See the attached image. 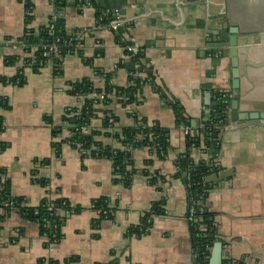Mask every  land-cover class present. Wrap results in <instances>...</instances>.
Segmentation results:
<instances>
[{"label": "crops", "instance_id": "obj_1", "mask_svg": "<svg viewBox=\"0 0 264 264\" xmlns=\"http://www.w3.org/2000/svg\"><path fill=\"white\" fill-rule=\"evenodd\" d=\"M55 1L32 0L33 21L28 23L24 0H0V79H24L23 86L0 81V98L10 107L0 104V168L8 171L13 196L26 199L29 207L62 197L81 211L68 218L61 242L51 247L38 223L14 210L4 214L0 264H199L187 176L177 177V161L187 151L188 136L163 94L185 109L193 121L192 135L203 129L211 119L206 112H211L216 93L232 91L229 38L230 29L238 27L240 107L243 112L264 111V11L252 14L243 4L247 0H103L106 12L123 21L128 41L145 54L156 76V86H146L137 104L124 107L115 102L109 112L120 128L135 126L137 117L159 124L170 137L163 160L148 148L133 154L136 169L144 170L152 161L151 173L164 180L152 185V178L137 175L127 189L114 182L111 161L84 158L68 143L60 154L54 148L56 131L61 132L59 141L70 137L66 114L77 105L68 95L70 83L89 79L102 86L97 75L102 71L116 72V87L131 85L128 72L118 70L128 61L127 54L117 35L102 28L96 9L77 7L71 0L58 10ZM259 1L264 10V1ZM56 15L64 17L68 33L87 29L91 35L80 51L64 60L61 74L52 66L35 71L28 65L25 32L48 26ZM218 131L215 157L193 152L196 160L203 157L218 167L212 175L228 174L212 187L206 182V208L225 244L227 264H264V122L232 123L225 132ZM101 198L110 200L114 218L96 226L100 214L94 203ZM159 202L164 212L153 217L149 232L129 238V230Z\"/></svg>", "mask_w": 264, "mask_h": 264}, {"label": "trees", "instance_id": "obj_2", "mask_svg": "<svg viewBox=\"0 0 264 264\" xmlns=\"http://www.w3.org/2000/svg\"><path fill=\"white\" fill-rule=\"evenodd\" d=\"M71 0H56L55 6L58 10H64ZM78 7H93L97 11V18L101 21V25H110L115 20L114 16L108 14L103 7V0H74ZM26 4V13H33L34 5L32 0H24ZM28 23L33 21L32 15H27ZM51 18L48 26L35 30L28 28L24 36V45L29 49V53L33 56L28 59L34 60L35 64L31 65L35 71L44 68L47 57L44 47L59 45L65 58L74 56L75 51L68 48L70 43H74L75 34H70L65 28L64 17H59L56 22ZM53 26V30H51ZM116 41L121 47L134 46L128 41L127 27L124 26L116 36ZM37 48V49H34ZM129 60L121 62L118 70H126L130 75V86L128 88H119L113 83L114 73H105L97 71V75L102 78L104 84L97 86L94 81L85 79L69 84L68 95L75 98L79 105L69 109L66 114L65 121L70 126V137L59 141L61 132L56 131L55 137L58 141L54 144V148L58 154L64 143L70 144L74 149L79 151L84 158L105 159L113 164V174L115 183L122 184L125 188L132 187L135 176L142 175L146 178H152L151 184L156 185L164 179L156 174L151 173L152 161L146 163L144 170L135 168L134 151L137 149L148 148L159 159H165L170 150L169 133L159 124L150 125L145 119L136 117V125L128 128H120L118 118L115 115L107 117L109 108L115 102L129 107L137 104L146 86H156V76L152 68L148 67L145 54L142 51L133 50L126 52ZM80 55H82L80 53ZM30 66V64L28 63ZM57 68V67H56ZM62 70L57 69L56 73L61 74ZM146 74L147 76H144ZM3 84H13L18 86L24 85V79L16 77L11 80L1 78ZM93 95H103L105 99L101 100L93 98ZM227 95L224 91L216 93V100L211 107V119L204 123V128L199 129L197 134L187 137V151L177 161L178 175L181 178L187 174L186 186L188 190V199L190 203V215L193 214L194 221L191 223V232L194 238L195 246L201 255L200 262L208 264L211 249L214 244L220 240L218 236L214 215L206 208V201L209 196V187L207 178L216 173L218 167L211 164L210 161L203 157L195 159L193 152L199 151L201 154L215 157L219 150V128H224L230 123L227 111L230 106V99L226 104ZM83 96V99H80ZM163 98L173 107L177 115V122L181 126H187L193 129V121L187 115L185 109L179 102L172 100L169 96L163 94ZM0 104L5 109H10L5 100L2 99ZM110 119H114L111 123ZM99 123L98 126L95 124ZM72 126V127H71ZM118 127V129H117ZM4 120L0 118V132L3 131ZM83 128H87L88 132L84 133ZM117 131H116V130ZM200 154V155H201ZM35 173V172H34ZM37 174V173H35ZM152 176V177H151ZM43 186H47L48 181L44 178L36 180ZM9 205L5 208V205ZM110 200L101 198L95 201L96 210H101L100 219L95 222L99 226L105 220L114 218L113 211L110 208ZM53 208V211L50 210ZM5 209V214L11 211H17L29 220L39 224L42 236H49L51 241L60 243L63 238V227L71 215L79 213L81 210L75 207L67 199L57 197L46 198L39 208H31L27 205L24 198L13 196L11 180L8 171L0 168V211ZM59 210L66 212L64 217L58 215ZM164 212V204L162 202L154 203L152 210L148 212L142 222L137 227H132L128 232V237H141L146 235L152 227L149 222L155 216H159ZM4 215L0 214V221L4 220ZM206 261V262H204ZM55 264V263H54Z\"/></svg>", "mask_w": 264, "mask_h": 264}, {"label": "water", "instance_id": "obj_3", "mask_svg": "<svg viewBox=\"0 0 264 264\" xmlns=\"http://www.w3.org/2000/svg\"><path fill=\"white\" fill-rule=\"evenodd\" d=\"M264 1V0H263ZM239 33L240 29L238 27H232L230 29V38H229V49L232 62V91L230 94V121L234 123L238 122H264V111H252V112H243L240 107V46H239ZM247 48V46L245 47ZM138 51L137 49H135ZM171 97L174 98L173 94ZM211 95L208 94L207 98L210 99ZM209 105V104H208ZM211 114L210 111L206 112V116L209 117ZM198 123H194L196 126ZM72 127V126H71ZM168 132V131H167ZM228 174L226 173L219 175H212L207 178L208 184L216 183L219 179L224 178ZM187 174H184L186 177ZM186 183V178L184 179ZM213 185H211L212 187ZM225 244L220 239L218 240L211 249L210 258L208 264H227L229 262V257L225 253ZM231 264V263H230Z\"/></svg>", "mask_w": 264, "mask_h": 264}, {"label": "built area", "instance_id": "obj_4", "mask_svg": "<svg viewBox=\"0 0 264 264\" xmlns=\"http://www.w3.org/2000/svg\"><path fill=\"white\" fill-rule=\"evenodd\" d=\"M27 15H32V13L31 14H27ZM59 17H62V16H59V15H56V16H54L53 17V19H54V21L53 22H56L57 20H58V18ZM122 27H124V23H123V21L122 20H120V19H116V20H114V21H112L111 22V24L110 25H107V26H103L102 25V28H106V29H108L109 31H112V32H114L116 35L120 32V29L122 28ZM53 26H51V30H53ZM90 35H91V31L90 30H87V29H85V30H82V31H79V32H77L74 36H75V39H74V43H70L69 45H68V48L69 49H71L70 51H69V53H68V55H70V52L71 51H75L76 53L78 52V51H80V49L82 48V46H83V41L86 39V37H90ZM45 48V50L47 51L46 52V56L47 57H49V59L47 60V62H46V65H45V67H48V66H52V67H54V68H60V67H62V63L64 62V60L66 59L65 58V56H64V54H62L63 52H62V50L60 49V47H59V45H56V44H54V45H52L51 47H44ZM123 49H124V51L125 52H132L133 50H135V48L133 47V46H126V47H122ZM34 49H37V48H34ZM29 49L27 50V48H26V52H27V54H31V57L33 56V54L32 53H29ZM127 57V59L129 60L130 58H129V56H126ZM123 63L125 62L124 60L122 61ZM29 64H30V66L31 65H33V64H35V61L34 60H29ZM145 76V75H144ZM147 76V75H146ZM227 93V95L225 96V100H226V104H228V101H229V99H230V94H229V92H226ZM83 96H81V98L80 99H83L82 98ZM93 98H98V99H101V100H103V99H105V96H103V95H93L92 96ZM78 101V100H77ZM0 102H2V99L0 98ZM79 102V101H78ZM78 105H79V103H77ZM77 105V106H78ZM112 113H108V115H107V117H112ZM227 116H228V119L230 120V116H231V112H230V108H229V110L227 111ZM110 121H111V123H114L115 121H114V119H110ZM232 126V122L230 121V123L227 125V126H225L224 128H222L223 129V132H225V130H228V129H230V127ZM117 129H118V127H117ZM116 130V129H115ZM183 130H184V132H185V134L187 135V136H190V135H192L191 134V129H190V127H185L184 126V128H183ZM117 131V130H116ZM83 132L84 133H87L88 132V129L87 128H83ZM9 205H5V208H7ZM10 207V206H9ZM50 210L51 211H53V208H50ZM98 211V213L99 214H101V210H97ZM58 212V215H60L61 217H64L65 215H66V212H64V211H62V210H59V211H57ZM0 214H2V215H4L5 214V209H2L1 211H0ZM189 220H190V222L192 223L193 221H194V219H193V214H191L190 216H189ZM151 224L153 223V219L151 220V221H149ZM44 239L46 240V243H47V245L48 246H53V245H55L56 244V242H53V241H51V239H50V237L49 236H47V235H45L44 236ZM200 259H201V257H200ZM204 262H206V261H204ZM207 263V262H206ZM199 264H204V263H202V262H199Z\"/></svg>", "mask_w": 264, "mask_h": 264}, {"label": "rangeland", "instance_id": "obj_5", "mask_svg": "<svg viewBox=\"0 0 264 264\" xmlns=\"http://www.w3.org/2000/svg\"><path fill=\"white\" fill-rule=\"evenodd\" d=\"M246 8H249L252 14H262L263 8L260 6L259 0H247L246 4L243 2ZM256 9V10H255Z\"/></svg>", "mask_w": 264, "mask_h": 264}]
</instances>
